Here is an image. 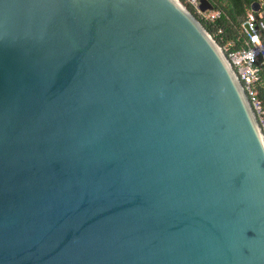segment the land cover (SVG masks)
<instances>
[{"label": "water", "instance_id": "1", "mask_svg": "<svg viewBox=\"0 0 264 264\" xmlns=\"http://www.w3.org/2000/svg\"><path fill=\"white\" fill-rule=\"evenodd\" d=\"M0 264H264V136L181 1L0 0Z\"/></svg>", "mask_w": 264, "mask_h": 264}, {"label": "built area", "instance_id": "2", "mask_svg": "<svg viewBox=\"0 0 264 264\" xmlns=\"http://www.w3.org/2000/svg\"><path fill=\"white\" fill-rule=\"evenodd\" d=\"M256 2L259 5L258 10L250 8L242 23L243 47L235 51H229L227 47L222 50L252 105L264 136V109L256 95V84L261 80L264 67V0ZM191 5L205 20L212 21L219 16L220 12L217 10L200 12L199 0H192Z\"/></svg>", "mask_w": 264, "mask_h": 264}, {"label": "trees", "instance_id": "3", "mask_svg": "<svg viewBox=\"0 0 264 264\" xmlns=\"http://www.w3.org/2000/svg\"><path fill=\"white\" fill-rule=\"evenodd\" d=\"M187 9L200 21L207 32L224 48L229 51L240 49L244 45L242 23L252 4L257 0H209L213 4V10L219 11V16L212 21L203 19L194 7L185 3ZM256 95L264 109V67L261 72V80L256 84Z\"/></svg>", "mask_w": 264, "mask_h": 264}, {"label": "rangeland", "instance_id": "4", "mask_svg": "<svg viewBox=\"0 0 264 264\" xmlns=\"http://www.w3.org/2000/svg\"><path fill=\"white\" fill-rule=\"evenodd\" d=\"M180 1V0H179ZM184 2L186 3H189V4H191V2H192V0H184ZM182 4H184L183 2H182ZM185 5V4H184ZM198 14V13H197Z\"/></svg>", "mask_w": 264, "mask_h": 264}]
</instances>
